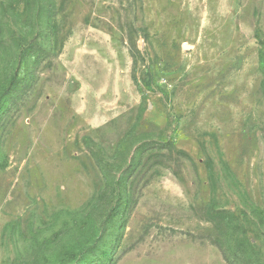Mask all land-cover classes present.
Instances as JSON below:
<instances>
[{
    "label": "rangeland",
    "instance_id": "1",
    "mask_svg": "<svg viewBox=\"0 0 264 264\" xmlns=\"http://www.w3.org/2000/svg\"><path fill=\"white\" fill-rule=\"evenodd\" d=\"M262 49L264 0H0V264H264Z\"/></svg>",
    "mask_w": 264,
    "mask_h": 264
},
{
    "label": "trees",
    "instance_id": "2",
    "mask_svg": "<svg viewBox=\"0 0 264 264\" xmlns=\"http://www.w3.org/2000/svg\"><path fill=\"white\" fill-rule=\"evenodd\" d=\"M263 49L262 50H260V70H261V72H262V76H263V81H262V84H264V63H263ZM135 60H136V58H135V55H134V53H132V61H133V63L135 64ZM133 78V80L136 82V80H135V77H132Z\"/></svg>",
    "mask_w": 264,
    "mask_h": 264
}]
</instances>
